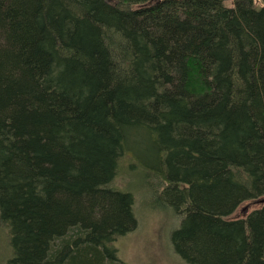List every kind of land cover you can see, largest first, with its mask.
Here are the masks:
<instances>
[{
    "label": "trees",
    "instance_id": "16d2710c",
    "mask_svg": "<svg viewBox=\"0 0 264 264\" xmlns=\"http://www.w3.org/2000/svg\"><path fill=\"white\" fill-rule=\"evenodd\" d=\"M124 162L185 264H264V203L229 218L264 198V0H0L1 264H126Z\"/></svg>",
    "mask_w": 264,
    "mask_h": 264
},
{
    "label": "rangeland",
    "instance_id": "374dc122",
    "mask_svg": "<svg viewBox=\"0 0 264 264\" xmlns=\"http://www.w3.org/2000/svg\"><path fill=\"white\" fill-rule=\"evenodd\" d=\"M126 162L115 185L129 189L135 197V213L137 228L114 244L119 259L126 264H185L174 252L170 234L176 227L178 219L168 209L161 208L153 200V193L144 176L131 175L127 172ZM158 180H153L154 187ZM261 199L242 203L229 218H241L251 211L260 208ZM6 244L4 236H0V264L5 255Z\"/></svg>",
    "mask_w": 264,
    "mask_h": 264
},
{
    "label": "water",
    "instance_id": "95a60500",
    "mask_svg": "<svg viewBox=\"0 0 264 264\" xmlns=\"http://www.w3.org/2000/svg\"><path fill=\"white\" fill-rule=\"evenodd\" d=\"M261 203H264V198L261 199Z\"/></svg>",
    "mask_w": 264,
    "mask_h": 264
}]
</instances>
